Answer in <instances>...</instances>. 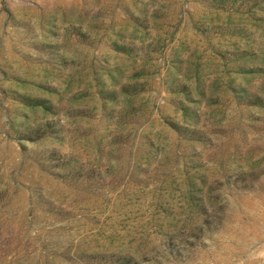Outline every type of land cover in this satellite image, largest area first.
<instances>
[{"label": "rangeland", "instance_id": "obj_1", "mask_svg": "<svg viewBox=\"0 0 264 264\" xmlns=\"http://www.w3.org/2000/svg\"><path fill=\"white\" fill-rule=\"evenodd\" d=\"M0 264H264V0H0Z\"/></svg>", "mask_w": 264, "mask_h": 264}]
</instances>
